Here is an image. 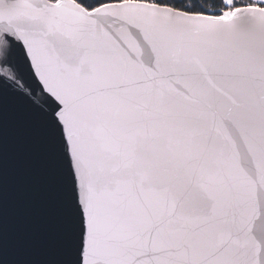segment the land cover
I'll list each match as a JSON object with an SVG mask.
<instances>
[{
  "label": "snow or ice",
  "instance_id": "snow-or-ice-1",
  "mask_svg": "<svg viewBox=\"0 0 264 264\" xmlns=\"http://www.w3.org/2000/svg\"><path fill=\"white\" fill-rule=\"evenodd\" d=\"M14 128L45 258L10 243ZM0 264H264V0H0Z\"/></svg>",
  "mask_w": 264,
  "mask_h": 264
},
{
  "label": "water",
  "instance_id": "water-1",
  "mask_svg": "<svg viewBox=\"0 0 264 264\" xmlns=\"http://www.w3.org/2000/svg\"><path fill=\"white\" fill-rule=\"evenodd\" d=\"M9 233L13 247L32 246L34 258L52 250L41 244L47 228V181L40 149L23 128H14L9 157Z\"/></svg>",
  "mask_w": 264,
  "mask_h": 264
}]
</instances>
